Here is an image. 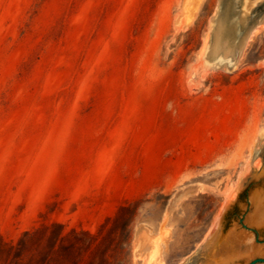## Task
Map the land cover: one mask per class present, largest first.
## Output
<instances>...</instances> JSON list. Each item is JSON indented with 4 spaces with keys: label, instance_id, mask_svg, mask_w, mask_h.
I'll return each mask as SVG.
<instances>
[{
    "label": "rangeland",
    "instance_id": "rangeland-1",
    "mask_svg": "<svg viewBox=\"0 0 264 264\" xmlns=\"http://www.w3.org/2000/svg\"><path fill=\"white\" fill-rule=\"evenodd\" d=\"M263 165L264 0H0V264H246Z\"/></svg>",
    "mask_w": 264,
    "mask_h": 264
},
{
    "label": "water",
    "instance_id": "water-1",
    "mask_svg": "<svg viewBox=\"0 0 264 264\" xmlns=\"http://www.w3.org/2000/svg\"><path fill=\"white\" fill-rule=\"evenodd\" d=\"M246 29H247V27H245V29H244V32H243L244 34L247 31ZM244 34H242L241 37H243ZM259 189H262L264 191V165L261 169L252 171L250 173V175L247 176L242 181L241 186H240V190H239V193H238L236 199L234 201H232L230 204H228L223 209V211L219 214L209 236L206 239L205 244L203 245L204 247L209 246L212 242H213V244H212L213 246L212 245H210V246L213 248H217L219 245H221V240L225 236L223 226H224V222H225L226 215H227L228 211L233 209L235 206H237L239 208L246 207V205L244 203H242V201H241V193L242 192L247 191V193H248L249 203L247 204V210L250 211L251 220L255 219L253 217V213L254 212L256 213L255 201H254L253 195H254V192L259 190ZM239 222H240V220H239ZM261 225L264 227V217H263V220L261 221ZM241 227L244 228L246 231H248L250 229L254 233H257V230L255 228H249L242 222H241ZM245 230L240 232L237 228H234V229H232L231 235L238 236V238L240 237V238L245 240L247 238L246 235H244V236L242 235V234H245ZM258 242L259 241L257 239H255L254 243L246 245V246H242V248H240V250H241L240 252H246V251H251V250L254 251L255 250V253H253V255H255L256 253H258L257 250L259 251ZM219 250H220V253H224V252H221V249H216V251H219ZM244 250H246V251H244ZM216 256H222V255L219 254ZM243 261H245V260H243ZM241 262H242V259H239V260L237 259L236 261H234V264H240ZM202 264H213V260L203 262ZM246 264H264V257H260V256L253 257L250 260H248V262Z\"/></svg>",
    "mask_w": 264,
    "mask_h": 264
},
{
    "label": "bare ground",
    "instance_id": "bare-ground-1",
    "mask_svg": "<svg viewBox=\"0 0 264 264\" xmlns=\"http://www.w3.org/2000/svg\"><path fill=\"white\" fill-rule=\"evenodd\" d=\"M235 190H237V189H235ZM253 196H254L255 210H256V213L255 212H254L255 214L253 213V217L255 218L254 220H256L258 218L257 216L262 212V210L264 208V191L262 189H259V190L254 192ZM260 220L262 221L263 217L260 218ZM231 232H232V230L227 232L228 236H229L230 246L229 247L228 246L226 247V245L222 246L221 252L223 251L224 253L223 254L219 253L222 256H212L213 259H211V260H213V264H234V261H236L237 259L238 260L242 259V261H243L246 259V257H249V256L253 255V253H255V250L254 251L253 250H251V251L244 250L246 252H240L241 251L240 247L242 248V246H246L249 244L243 243L246 239L244 240L240 237L238 238V236H233V235H231ZM225 236L227 237V234H225ZM227 240H228V238H227ZM151 251H153V250H151ZM151 251H150V253H151ZM257 252L259 253L258 250H257ZM157 259H159V258H158V255L156 252H154V254H150V261L154 260L155 263H159L160 261H157Z\"/></svg>",
    "mask_w": 264,
    "mask_h": 264
}]
</instances>
